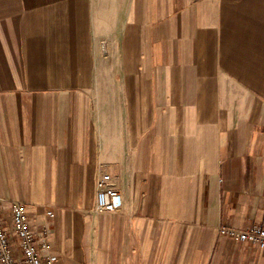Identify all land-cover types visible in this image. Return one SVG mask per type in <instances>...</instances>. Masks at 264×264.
<instances>
[{"label":"crops","instance_id":"1","mask_svg":"<svg viewBox=\"0 0 264 264\" xmlns=\"http://www.w3.org/2000/svg\"><path fill=\"white\" fill-rule=\"evenodd\" d=\"M0 198L59 264H264V0H0Z\"/></svg>","mask_w":264,"mask_h":264},{"label":"built area","instance_id":"2","mask_svg":"<svg viewBox=\"0 0 264 264\" xmlns=\"http://www.w3.org/2000/svg\"><path fill=\"white\" fill-rule=\"evenodd\" d=\"M110 175H103L97 182L96 211L99 213H120L123 209V196L119 189L111 184ZM0 198V264H59L56 255H45L49 248L46 240L47 230L38 236L30 225L25 204L10 201L12 224L9 225L2 215ZM54 214L49 212V217ZM229 233L245 243L264 248V224H254L243 231L230 229Z\"/></svg>","mask_w":264,"mask_h":264}]
</instances>
